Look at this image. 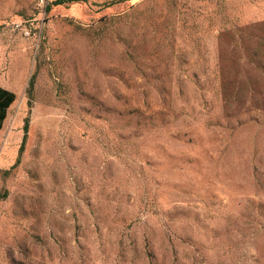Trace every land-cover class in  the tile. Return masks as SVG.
Here are the masks:
<instances>
[{"label": "rangeland", "instance_id": "374dc122", "mask_svg": "<svg viewBox=\"0 0 264 264\" xmlns=\"http://www.w3.org/2000/svg\"><path fill=\"white\" fill-rule=\"evenodd\" d=\"M38 1L0 0V264H264V0Z\"/></svg>", "mask_w": 264, "mask_h": 264}, {"label": "trees", "instance_id": "16d2710c", "mask_svg": "<svg viewBox=\"0 0 264 264\" xmlns=\"http://www.w3.org/2000/svg\"><path fill=\"white\" fill-rule=\"evenodd\" d=\"M66 1H68V0H55L54 4H62V3H65ZM15 98H16V96H15L14 92H12L11 90H9L5 87L0 86V129H1L3 122L6 118L8 109L14 103ZM28 124H29V120H28V118H26L24 120V124H23V131H24L23 140H24L25 135L27 133Z\"/></svg>", "mask_w": 264, "mask_h": 264}, {"label": "built area", "instance_id": "2783aa9c", "mask_svg": "<svg viewBox=\"0 0 264 264\" xmlns=\"http://www.w3.org/2000/svg\"><path fill=\"white\" fill-rule=\"evenodd\" d=\"M47 5H48V0H39L38 1L39 12L41 15H43L45 13ZM23 32L26 36L30 35V29L29 28H24Z\"/></svg>", "mask_w": 264, "mask_h": 264}, {"label": "crops", "instance_id": "0c3cea01", "mask_svg": "<svg viewBox=\"0 0 264 264\" xmlns=\"http://www.w3.org/2000/svg\"><path fill=\"white\" fill-rule=\"evenodd\" d=\"M0 86H1V85H0ZM2 87H4V86H2ZM5 88H6V87H5ZM15 96H16V95H15ZM27 103H29V102H27ZM10 107H11V106H10ZM7 113H8V112H7ZM26 118H28V117H26ZM26 118H25V119H26ZM6 119H7V115H6L5 120H6ZM25 119H24V120H25ZM5 120H4V122H5ZM4 122H3V124H4ZM23 124H24V123H23ZM2 126H3V125H2ZM1 128H2V127H1ZM22 128H23V127H22Z\"/></svg>", "mask_w": 264, "mask_h": 264}]
</instances>
